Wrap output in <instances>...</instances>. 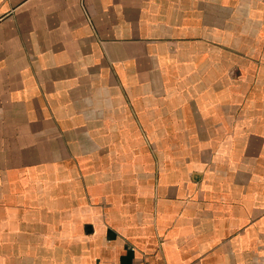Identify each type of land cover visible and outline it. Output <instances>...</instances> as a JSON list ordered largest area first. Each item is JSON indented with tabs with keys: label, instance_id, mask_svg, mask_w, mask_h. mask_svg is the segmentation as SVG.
<instances>
[{
	"label": "crops",
	"instance_id": "obj_1",
	"mask_svg": "<svg viewBox=\"0 0 264 264\" xmlns=\"http://www.w3.org/2000/svg\"><path fill=\"white\" fill-rule=\"evenodd\" d=\"M0 264H264V0H0Z\"/></svg>",
	"mask_w": 264,
	"mask_h": 264
}]
</instances>
